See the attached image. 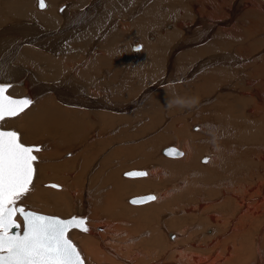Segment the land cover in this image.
<instances>
[{
  "label": "bare ground",
  "instance_id": "obj_1",
  "mask_svg": "<svg viewBox=\"0 0 264 264\" xmlns=\"http://www.w3.org/2000/svg\"><path fill=\"white\" fill-rule=\"evenodd\" d=\"M66 1L68 4L66 3L64 11L61 12V14L57 13V7L62 2ZM228 1L231 2L232 0H226V2ZM234 1L237 3L236 0ZM46 2L47 7L44 10H39L37 8L35 9L37 0H0V85H11L6 91L7 95L26 98L31 101L24 111L21 112V117L19 115L17 116L21 120L19 121L18 119L17 121L19 122L15 124V127H17L15 129L23 131V135L20 133L22 135L21 140L26 141L27 145H29L28 142L31 141L33 143L43 140H49L47 143H50L51 140L55 141L53 143H56L57 146H53L54 149L51 153L44 154V152L42 154L45 158L55 157L64 149H69L79 144H81V147L78 151L74 149L72 155L69 156L71 153L65 155L64 157L69 156L65 159V162L52 166L51 168L49 167L50 170L48 169V174L42 169L45 164L44 166L42 165V167L40 166L41 158L44 159V157H41L39 152H35L34 154L37 155L38 160L34 164V180L30 192L26 195L27 197H24L21 201L27 200V204H29V202L36 203L38 200L39 202L40 200H44L43 208H50L52 214L55 212L58 216L64 218L72 215L73 212H75L76 215L82 214L86 216L85 224L88 226L90 225L87 222L91 219V216L92 218H94L93 216H102L105 218L108 226H105L102 232L97 233L95 231L91 234L87 233L86 236L89 235L88 238L84 235L85 232L83 233L79 229H72L68 234L69 238L75 242L74 244L81 252L85 264H205L215 257L216 259L212 260L211 264H215L219 258L229 259L225 264H236L248 262L249 260L247 264H264V255L260 252L259 245H256L255 241L251 244V246H254L253 249L256 248L255 254L253 255H241L243 253L239 252L240 247L237 249L234 248V245V247L231 248L230 244L224 241L227 244L226 248L223 249L226 250V253H223L224 255L221 253L220 255H216L217 252H213L211 256L204 259L194 257V254L197 252L196 249H198V252L201 251L197 246L204 249L220 242L219 240H221L220 238H224L225 232L232 228L233 232L241 233L245 224L247 225V221L251 222L248 225V229L253 228L255 226L254 223L259 221V223L256 224L259 226L258 228L256 226L255 232H258L259 227L264 225V114L261 115L260 113L262 109V112H264V105H262L264 103V95L262 97L257 92V90H262V87H259L258 84L264 81V61L261 62L264 53L262 56L258 53L254 54V56L252 55L253 57L251 56V54L259 48V51L264 52V45L261 42L262 40L258 39L257 41L253 40L252 43L250 40L241 42V38H244L243 34L233 28V26L230 29L226 28L230 26L232 22L225 27L224 25L222 26L216 23V17H219L217 13L225 11L228 13L229 18L234 19L237 13H240L238 11L241 9L240 11H243L241 12L243 19L240 21L247 25L248 20H251L252 24L250 27L252 29L254 24H264V4L259 1L260 5L257 4V2L254 4L258 6H254L253 2L249 1L252 3V6L249 5L247 9V7L245 8L246 4H242L241 6L240 1V6L233 2V4L223 7L222 0L221 2L219 0H152L150 3H148L147 0H136V2L140 4L137 5V12L144 7L146 2L149 4L148 6L145 5L141 16L132 18L129 24L121 28H118V25L115 27L112 25V28L114 27V29H116L106 34L105 41H102L103 44L100 46L102 51L97 53L96 56H86L85 60L81 62L82 56L80 55V51L82 52L87 43V46H89V43L91 44V41L99 36L98 34L103 27L105 26L106 28V25H109V20L121 16L119 11L124 8H122L121 5L129 6V4L134 1L47 0ZM162 4L166 5V10H168L171 15V12H174L175 16L171 21V23L173 22L172 27L168 26L170 29L167 30L160 29V27H163L160 25L161 21L170 17H168L167 13L165 16L164 14L158 15V6ZM249 7L251 10H249ZM260 7H262V13ZM131 8L133 7L131 6ZM61 9L62 8H60L59 11H61ZM159 10L160 13H162L161 9ZM178 11L180 12L179 15H177ZM244 14L248 15L250 19H247ZM201 15L212 18V22L209 20L208 22L205 18L202 19ZM191 20H193V22ZM120 21L122 20L120 19ZM193 24H197L198 27L193 28ZM225 24L228 23L226 22ZM158 25H160L159 28ZM217 25L219 26L217 27ZM220 26L222 27L219 28ZM149 29H156L164 33L159 34L157 37L155 36L156 39L154 41L151 42L150 39V42H146V37L144 36ZM82 31L84 34H82ZM246 33L248 35V32ZM260 33L256 35V38L260 37L262 39L264 36L262 33H264V31ZM152 35L154 34L152 33ZM241 35L243 36L241 37ZM98 38L96 40H99ZM132 39L142 41L144 46L141 53L130 55V57L128 56L127 47L131 44V42L129 43L128 41ZM236 41L239 45L241 42L242 46H244V51L242 50L244 55L243 53L240 54L241 51L238 50L240 58L243 56L241 59L242 62L244 59H250L246 57H252L249 63L245 64L244 62L246 61L243 62L244 64L239 63L238 57H234L232 54V51H235V49H233L235 47L233 42ZM248 41H250L249 43L251 46L248 45ZM244 42L246 44H244ZM93 43L95 42L93 41ZM256 45L259 46L256 48ZM239 47H241V45ZM95 49L98 50V48ZM64 51H66V53ZM167 52H169L168 60H166L164 64V58L165 54H168ZM172 61L174 62L173 64ZM131 63H136V69L133 71L128 70V73L122 66H130L129 64ZM248 64L250 71L248 74H245L249 76V78L245 76L240 77L241 71H248L249 67L245 66ZM138 65H144V70L140 71L141 73L137 75V72L140 70L136 72ZM172 65L174 66L173 70L176 74H172L171 72L170 67ZM244 66L246 69L242 68ZM138 67L140 68V66ZM122 70H124V74H122ZM164 71L165 74L163 75ZM109 73L111 74L110 76L108 75ZM117 73L122 76H128L126 78L130 80L122 77V80L120 79L118 81L117 86L115 84L112 87L111 82L114 81L116 76H120L119 74L118 76ZM242 73L244 74V72ZM103 74H105L106 77H103ZM250 76H259L260 80L258 79V83H256V81L252 83L254 79L250 80ZM153 80L157 82L154 85L151 83L152 86L148 87L147 84ZM169 81H181L182 84L185 83V89L181 85V88H183L182 90L179 84V87L173 85L162 87V85L168 84ZM228 82L229 84H227ZM222 83L228 86L225 85V87L219 89V91L217 90L218 93H220L217 94L215 89H218V86ZM22 84L23 86H21ZM239 84H241V86L237 87ZM145 85L147 88L142 90ZM157 86H159L158 89H155V92L153 91L154 93L151 92L153 94L144 100V102L142 101V105L139 106L142 110H148L151 113L152 119L149 121L151 125L152 123L154 124V120H157L159 117L161 109L169 107L171 108L170 114H173L179 110L181 111L183 106L201 99L200 97L204 98L205 96L204 99H208L206 95L215 91L214 94L216 93L218 98L216 97V100H214L210 106L207 104L210 108L204 104L205 107L203 111L208 112V115L206 114L207 116L202 117L207 120L210 119L208 122L209 124L202 122V119V121H200L202 126L199 124L200 131L197 134L196 132L191 135L188 134V139L186 137V131L184 132L185 128L182 127L183 124H178L176 128L174 126L171 133L166 130L167 128L170 129L168 126L173 125L174 121L182 122V119H184L174 116V121H171L167 127L161 129V131L163 130L164 132L156 134L146 140L147 137L145 141L140 142L134 147L132 146L130 150H127V147V149H116L117 144L115 146V150H118L117 154L110 147L109 150L113 151H106L107 155L104 153L105 156L102 152L108 149L107 144H113L117 139H119L120 143L122 139L127 140L129 138V134L124 130V133L119 129L118 131L117 128L121 127L119 125H122V123H129L135 118L134 114L136 110L132 111L131 109L141 100L142 97L139 96L146 95ZM236 87L238 89L242 87V91L249 96L246 97V95L244 97L242 94L244 98H239L236 97L239 91L238 93L234 92V98L229 99L232 101L227 102V94H224L223 91L229 89L230 94L232 93L231 88ZM111 89L113 93L110 91ZM206 102L208 103V100H206ZM192 106L191 108L194 107ZM206 107H208V110ZM199 109L197 108L196 113ZM257 116L258 118L261 116V118L258 120ZM196 120L199 121V118ZM196 120L194 121L195 123ZM210 121L213 123L211 124ZM157 122L159 121H156V123ZM148 125L142 127L145 128L148 127ZM12 126H14L12 119H7L3 125L5 129H11ZM198 127V125H193L192 128L197 129ZM147 129V131H149V128ZM113 131L118 132L112 134ZM138 131V133L141 132L140 130ZM154 131L155 130H153V132ZM202 131L204 133L200 134ZM88 133L91 139H87L88 141H86ZM96 133H103V135L105 134L104 136L110 135L111 137L108 136V138L102 139L99 135L96 137ZM183 133H185V135ZM136 135L138 134L136 133ZM202 135H205V138L199 140L198 137ZM132 136L135 137L134 134L130 135L131 138H133ZM101 137L103 136L101 135ZM219 137L221 138L220 142L218 140ZM195 138L197 141H195ZM172 140L181 144L184 150H182L183 154L182 151L177 149L174 145H168L162 148L161 153L165 156L174 158H179L182 154L183 156H181V159H167V157L159 159L154 157V154L158 152V148L161 147L160 145H164ZM84 141L85 143L83 144ZM232 143L235 144V149ZM209 144L212 147L208 146ZM49 146L51 147V145ZM167 147L171 148L176 153L174 155L163 153V149ZM219 147H223L222 151H225L223 154L221 151L222 155L218 152L220 149ZM208 148L216 149V153L221 155L220 160H217L218 157L216 158L212 154H209V158H207L206 155L202 157L201 155L208 151ZM70 150L72 151V149ZM40 152L43 151L40 150ZM100 153H102L101 157L98 162L96 161L100 170L93 173L91 172L93 169H91V167L93 164L95 165L96 162L94 160L97 159ZM62 154L63 153H61V156ZM111 155L123 157V160H127L126 163H128L129 166L118 167L117 165L121 164L120 159V161H118L119 164H116L117 167L114 165L115 167L113 170L104 171V174L100 175L101 178L98 180L99 172L101 173L106 168L113 167V163L111 164V162H113L111 161L113 156L111 157ZM138 155H141V158H138ZM199 156L202 157V162L208 161L207 167L198 165L197 159ZM115 159L116 157L114 160ZM116 161H114V163H116ZM153 161H156L154 163L156 164L155 172L157 171V173L151 170V175L147 177L146 175L149 170L137 169L142 167L146 168V166L152 164L151 162ZM46 164L48 163L46 162ZM130 167L132 170H140L146 173L144 176L147 178L143 176L144 178L141 179L139 178L142 177L140 175L126 176L132 178V181L131 179L129 181H124L118 174L120 171L123 173L124 169ZM148 167L150 168V166ZM163 169L167 171L165 172L168 173L166 174L167 176L162 174ZM71 171H73L72 174L65 175V177L62 176L63 172L64 174H68ZM160 173L165 177H162ZM134 177H138V179L135 180ZM46 179L53 180L52 182L56 180L62 183L64 190L60 189L59 192L58 190L47 188L44 191H40L38 183L40 181H42L41 183H45L44 181ZM84 179L86 180L85 182ZM97 180L101 182L100 188L104 185H108L109 188L99 194L97 198L98 203L94 201V194L90 187L92 185L94 186L98 182ZM182 181L188 182V185L184 189L182 187ZM205 183L206 186L207 183H212V185L208 186H210V189L211 187L214 189L207 191ZM84 184H86L87 191L83 190ZM171 187L175 188L174 190H176L177 194L175 193L176 195L172 197L163 198V196L165 197L167 194L170 195L169 191ZM167 188H169L168 192L166 190ZM101 191H98V188L95 187V192ZM144 191H154L160 196L166 193L161 196V198L158 197L157 194L156 200L154 201L131 203V205L144 204L143 206H138L137 209L133 208L135 206L132 207L134 209L133 211H135V216L139 219L136 220L135 217L132 218V208L129 207V209H131L128 213V208H126L125 211L122 207V204L124 205L122 202L124 197L130 199V195L142 194L141 192L144 193ZM81 192L84 194V199L86 200L88 198L87 200L91 204V216L87 212L86 201H81L83 198L82 196L80 199V195H83ZM205 195L211 199H215V205L219 202H224L225 206H221L222 208H220L222 212L218 210L219 213H212L211 211L215 209V207H213L210 202L202 207L203 204L207 203L205 202ZM131 198H133V196H131ZM129 199H127L128 202ZM42 202L39 204L41 205ZM148 202L151 203L148 204ZM145 203L148 205L146 204L147 206H145ZM177 203L180 204L179 207L183 211V216L181 215L180 218L181 220H179L178 217L176 218V215L181 214L179 213L180 210H178V214L174 213ZM191 208L194 210H191ZM32 210H35L34 207ZM167 210H172V214L175 216L168 218L165 220L166 222L161 220V218L157 221L158 216H161L163 219L168 215L164 213L161 215L163 211ZM43 211L45 212V210ZM46 212L50 213L49 209ZM192 212L194 214H192ZM87 214L90 217H88ZM219 214H221V216L223 215V217L219 216ZM231 216L233 217L231 223H236L237 225L232 226V224H229L230 222H223V224L219 225L222 218L227 222ZM16 219L18 223L22 222L18 216ZM122 219H130L131 227L128 229V235L126 234L127 236H124L125 239L122 238L114 242V239H116L114 235L120 230V227L116 225L115 222H120ZM224 219L222 220L224 221ZM252 219L256 221H252ZM195 222L205 227H207L206 225L214 224L215 227L211 234L207 233V237L201 238L200 234L198 235L195 231H192L186 238H181L182 236L179 237L178 235V237L175 236L176 239L174 241H167L163 238L164 235H161V238L164 240L161 241V243L157 241L158 237H160L159 231L166 233L169 230L172 231L175 229L183 234L184 232H189L192 229L191 226L194 227L193 224H195ZM96 223L92 225L94 226ZM117 226L119 228H117ZM144 229H148L146 234L142 232ZM90 230L91 228H89L88 231ZM219 231H222L221 237L217 235ZM229 232L228 235L230 234ZM148 233L149 235H147ZM258 235L259 234L254 237V240L257 239L256 243H261L258 242ZM196 236L199 238L197 239ZM248 236L245 229L241 233L240 238H238L239 234L237 235L234 241L235 244L239 245L242 243L243 245V243H249L250 241L245 239L248 238ZM178 243L184 244L185 250L189 252L185 250V253L180 252L178 248L180 245ZM195 245L197 246L194 247ZM107 246L110 247L109 250H107ZM105 247L107 248L105 249ZM244 252L246 253V250ZM252 253H254L253 250ZM166 256L167 260L170 262H165V260L162 262L160 260ZM196 256L198 255L196 254Z\"/></svg>",
  "mask_w": 264,
  "mask_h": 264
},
{
  "label": "rangeland",
  "instance_id": "obj_2",
  "mask_svg": "<svg viewBox=\"0 0 264 264\" xmlns=\"http://www.w3.org/2000/svg\"><path fill=\"white\" fill-rule=\"evenodd\" d=\"M47 1V0H46ZM132 1H134V2H131V4H129V6H123V5H121L122 6V8L123 9H120V11H119V13L121 14V18L118 16V17H115V18H113V19H111V20H109L108 21V23H109V25L107 24L106 25V28H105V26L103 27V29L100 31V33L98 34L99 36H97V38L99 39V40H96L97 38H95V39H93V41L95 42V43H93V41H91V44L89 43V46H87L88 45V43H87V41H86V43H87V45H86V47L83 49V55H82V52L80 51V55L82 56V59L80 60L81 62L82 61H84L85 60V58H86V56H96L97 55V53H100L101 51H102V49H101V45L103 44V42L105 41V36H106V34L108 33V32H111L112 30H115L114 29V27L115 26H117L118 28H121L122 26L124 27L125 25H127V24H129V22L130 21H132V18H134V17H136V16H141V13H142V11H143V9H144V7H145V5H149V4H147V2L148 3H150V2H152V0H150V1H148L147 0V2H146V4L144 5V7L143 8H141V10H139L138 12H137V5L139 4V2H136V0H132ZM140 1V0H139ZM220 2H221V0H219ZM237 1V3L234 1V0H232L231 2L230 1H228V2H226V0L224 1V0H222V2H223V7L224 6H229L230 4H233V2L234 3H236L238 6H240L239 5V1H240V4H241V6H242V4H246L245 5V8L247 7V9H248V6L249 5H251L252 3L251 2H249V1H252L253 2V4L254 3H257V4H259L260 5V3H259V1H261L262 2V4H264L263 3V0H248V1H246L245 0V2H244V0H236ZM243 1V2H242ZM256 1V2H255ZM136 2V3H135ZM242 2V3H241ZM63 3V4H62ZM58 7H57V13H60L61 14V12H63L64 11V9H65V7H66V3L68 4V2L66 1V2H62ZM160 3V2H159ZM219 3V2H218ZM46 4H47V2H46ZM257 4H254V6L255 5H257ZM36 5V4H35ZM140 5V4H139ZM160 5V4H159ZM37 6V5H36ZM35 6V9L37 8V9H39V7L37 6L36 7ZM131 6L133 7V8H131ZM252 6V5H251ZM250 6V7H251ZM258 6V5H257ZM256 6V7H257ZM128 7V8H127ZM163 7V8H162ZM165 7V8H164ZM249 7V10H251V8ZM59 8H62L61 9V11H59ZM135 8V9H134ZM158 8L159 9H161V12L162 13H160V10L158 9V15H162V14H164V16L166 15V13H167V15H168V17L169 18H166V20H163V21H161V23H160V25L161 26H163V27H160V25H158V28L160 27V29L161 30H164V29H170L168 26H170V27H172V23H171V21H172V19L173 18H175V16H174V12H171L172 13V15L168 12V10H166L167 9V7H166V5L165 4H162L161 6H158ZM261 9V13H262V7H260ZM125 9V10H124ZM129 9V10H128ZM164 9V10H163ZM223 9V8H222ZM39 10H41V9H39ZM125 12H124V11ZM134 10V11H133ZM241 10V9H240ZM238 11V12H240V13H237V15L235 16V18H236V22H235V18L234 19H232V18H229V15H228V13H226L225 11H221L222 13H217V15H219V17H216V23H218L219 25H224V27L226 26V25H229L231 22V25L230 26H228V27H226V28H228V29H230L232 26H233V28H235V29H237L241 34H243L244 35V38H241L243 35H241V37H239V38H241L242 40H241V42L242 41H247V40H250L251 41V43L253 42V40L254 41H257V39L258 40H262L261 42H262V44L264 45V36L262 37V39L260 38V37H257L256 38V35L257 34H259L260 32H263L264 31V24H257V25H253V27H252V29H251V27H250V25L252 24V21L250 20H248V24L246 25V24H244V23H242L241 21H242V17L243 16H241V12H243V11ZM243 10V9H242ZM263 10H264V8H263ZM122 11H123V13H122ZM130 11V12H129ZM135 13H133V12ZM165 11V12H164ZM188 11H189V9H188ZM220 11H216V12H220ZM164 12V13H163ZM138 13V14H137ZM223 13H225V14H223ZM124 14V15H123ZM180 14V12L178 11L177 12V15H179ZM223 14V15H222ZM127 15V16H126ZM175 15H176V13H175ZM176 15V16H177ZM245 15V17H247V19L249 18V16L248 15H246V14H244ZM174 16V17H173ZM227 16V17H226ZM223 17V18H222ZM225 17H226V19H225ZM240 17V18H239ZM201 18L202 19H204L205 18V20H209L210 22H212V18H209V17H206L205 15L204 16H202L201 15ZM218 18H219V20H218ZM238 18V19H237ZM120 19L122 20V21H120ZM131 19V20H130ZM195 19H196V17H195ZM231 19V20H230ZM250 19V18H249ZM115 22H114V21ZM127 20V21H126ZM169 21V23H168V21ZM241 20V21H240ZM112 21V22H111ZM125 21V22H124ZM189 21V20H188ZM187 21V22H188ZM192 22H193V20H191ZM208 21V22H209ZM217 21H219V22H217ZM223 23H222V22ZM229 21V22H228ZM118 22V23H117ZM122 22V23H121ZM164 24H163V23ZM166 22V23H165ZM190 22V21H189ZM228 23V24H225V23ZM120 23H121V25H120ZM190 24H192V23H190ZM189 24V25H190ZM233 24H235V25H233ZM112 25L114 26L113 28H112ZM165 25V26H164ZM219 25H217V27L219 26ZM239 25V26H238ZM242 25H243V27H242ZM222 26H220L219 28H221ZM248 26V27H247ZM260 26V27H259ZM110 27V28H109ZM166 27V28H165ZM193 28H197L198 26H197V24L196 25H194L193 24V26H192ZM242 27V28H241ZM245 27H246V30H245ZM256 27V28H255ZM117 28V29H118ZM240 28V29H239ZM248 28V29H247ZM260 28V29H259ZM262 28V29H261ZM214 29H216V28H214ZM109 30V31H108ZM154 30H156V29H149V30H147L146 32L147 33H145V36L144 37H146L145 38V40H146V42H150V39H151V42L152 41H154L156 38H155V36L157 37L159 34H162V33H164L163 31H158V30H156V31H154ZM245 30V31H244ZM249 30V31H248ZM260 32H259V31ZM86 31V30H85ZM152 31V32H151ZM214 32H216V31H214ZM246 32H248V35H247V33ZM253 32V33H252ZM256 32V33H255ZM152 33L154 34V35H152ZM81 34V33H80ZM82 34H84L83 33V31H82ZM147 34V35H146ZM157 34V35H156ZM261 34V33H260ZM263 35H264V33H262ZM100 35H102V36H100ZM247 38H246V37ZM254 38V39H253ZM82 39H85V38H82ZM101 39V40H100ZM104 39V40H103ZM149 39V40H148ZM246 39V40H245ZM252 39V40H251ZM96 40V41H95ZM103 41V42H102ZM250 41H248L247 43H249ZM101 42V43H100ZM129 43L131 42V44H129L128 45V56H130V55H134V54H139V53H141V51L143 50V46H144V44H143V42L142 41H139V40H130V41H128ZM240 42V45H241V47H239L240 45H239V43L236 41V42H233V44L235 45V47L233 48V49H235V51H232L231 53L234 55V57H238V59H239V63H241V64H247V63H249L250 62V59L254 56V54H256V53H258L260 56H262L263 55V53L264 52H261V51H259V49H257L256 51H252V52H250V53H252L251 54V56L252 57H246V58H250L249 60L248 59H244L243 60V62L244 61H246V62H242V58H243V56H241V58H240V55H239V52H238V50L239 51H241L240 52V54H242L243 53V51H244V46H242V43ZM69 43V42H68ZM98 43V44H97ZM142 43V44H141ZM92 44H94V45H92ZM232 44V45H233ZM244 44H246L245 42H244ZM97 45V46H96ZM133 45H138V49H133L132 48V46ZM231 45V46H232ZM239 45V46H238ZM248 45H250V43L248 44ZM230 46V47H231ZM238 46V47H237ZM251 46V45H250ZM259 46V45H258ZM257 45H256V48L258 47ZM89 49H88V48ZM98 48V50L97 49H95V48ZM130 47V48H129ZM238 48V49H237ZM239 48H241V49H239ZM82 50V49H81ZM131 50V51H130ZM140 50V51H139ZM243 50V51H242ZM246 50V49H245ZM136 51V52H135ZM65 53H66V51H64ZM134 52V53H133ZM86 53V54H85ZM87 53H90V54H87ZM168 54H165V62H164V64L166 63V60H168L167 58H168V55H169V52H167ZM262 53V54H261ZM243 55H244V53H243ZM258 55V56H259ZM85 56V57H84ZM131 57V56H130ZM245 58V57H244ZM264 61V57L262 58V60H261V62H263ZM174 62L172 61V64H173ZM252 63L255 65V63L252 61ZM264 63V62H263ZM130 66H127V65H123L122 66V68H124L126 71H128V70H130V71H133V70H135L136 69V63L135 64H133V63H131V64H129ZM132 65H133V67H132ZM128 67V69H127V67ZM138 66H140V68L138 67ZM137 66V70H136V72H137V75L139 74V73H141L140 71H143L144 70V65H138ZM245 66H247V67H249V64L248 65H245ZM245 66L244 67H242V68H245ZM132 67V68H131ZM142 67V68H141ZM134 68V69H133ZM171 72H172V74L174 73V74H176V72L173 70L174 69V66L172 65L171 67ZM142 69V70H141ZM246 69V68H245ZM250 71V67L248 68V71L247 70H245V71H241V74H240V77L242 76H245V77H248L249 78V76H247L245 73H247L248 74V72ZM122 74H124V70H122ZM170 72V73H171ZM242 72H244V74L242 73ZM128 73H129V71H128ZM128 73H126V74H128ZM119 73H117V75H118ZM165 74V71L163 72V75ZM243 74V75H242ZM109 76L111 75L110 73L108 74ZM120 75V76H119ZM118 76L119 77H117L116 76V78L114 79V81L113 82H111V84H112V87H113V85H115L116 84V86H117V83H118V81L121 79L122 80V77H125V79H129V78H126V77H128V76H125V75H121V74H119ZM103 77H106V75L105 74H103L102 75ZM238 77V76H237ZM256 77V78H255ZM112 78V77H111ZM250 80H252V79H254L253 81H252V83H255V81H256V83H258V81L260 80V77L258 76H250ZM100 79H102V78H100ZM124 79V78H123ZM156 79V78H155ZM159 79V78H158ZM158 79H157V81H158ZM259 79V80H258ZM130 80V79H129ZM117 81V82H116ZM157 81H155V80H153L152 82H150V83H148L147 84V86L149 87V86H152L151 85V83H153V85L157 82ZM181 81H169L168 82V84L166 83V84H164V85H162V87H164V86H168V85H170V86H176V87H179V85H180V88H181V85H182V87L185 89V86H184V84L185 83H183L182 84V82L180 83ZM264 82V81H263ZM260 83V84H258L259 85V87H262V90H257V92L263 97V95H264V83ZM114 83V84H113ZM172 83V84H171ZM234 83H238V82H234ZM179 84V85H178ZM227 84H229V82L227 83ZM225 85L226 84H220L219 86H218V89L216 88L215 89V91H219V89H221V88H223V87H225ZM261 85V86H260ZM263 85V86H262ZM21 86H23V84L21 85ZM147 86L145 85L144 86V88H142V90L144 89L145 90V88H147ZM226 86H228V85H226ZM241 86V84H239L237 87H240ZM158 87L159 86H157V87H155L154 89H152L150 92H148L146 95H141V96H139V97H142L141 98V100L135 105V106H133L132 107V111L133 110H136V113L134 114V121L132 120V121H130L129 123L128 122H124V123H122V125H119V126H121V127H119V128H117V130L119 129V130H121L122 132H123V130L127 133V134H129L128 135V139L127 140H124V139H120L121 141H120V143H119V139H117L116 141H114L113 142V144H107L108 146H107V150H104V152H102L103 154L105 153L106 154V151H110L109 149H110V147H111V149H113L114 151H115V153L117 154V151L115 150V146L118 144L119 145V147H118V145L116 146V149H120V148H126L127 150H130V148H132V146L134 147L135 145H138L140 142H143V141H145V139L146 140H148L150 137H153V136H155L156 134H159V133H161V132H164L163 130L161 131V129H163L164 127H167V125L168 124H170L171 123V121H174V119H175V117L176 118H178V117H181V118H184V119H182V122L180 123V122H178V121H174L173 122V125H170V126H168V127H170V129L169 128H167L166 130L169 132V133H171L172 132V130L174 129V126H175V128L178 126V124L180 125V124H183V128H185L184 129V132L186 131V137L189 139V135H191V134H194L195 132H196V134L200 131L199 130V128H200V125L202 124L200 121H202V119H203V121L202 122H205V123H208L209 122V120H207L206 118H203L202 116H207L208 115V112H204L203 110H204V107H205V105H209L210 106V104H212L213 103V101L214 100H216L215 98L217 97V95H216V93L217 94H220V93H218V91L214 94V92L215 91H213L212 93H210V94H208V95H206V98H208V99H204L205 98V96H204V98L203 97H200L201 99H199V100H196L194 103H191V104H188V105H185V106H183V108H182V110L180 111H177L176 113H173V114H170V111H171V108H169V107H166V108H163V109H161V113H159L160 115H159V117L157 118V120H154L155 122H154V124L152 123V125L150 124V122L149 121H151L150 119H152V116L150 115L151 113L148 111V110H142L139 106H141L142 105V103L144 102V100H146L151 94H153L154 92H155V89L157 90L158 89ZM236 87V88H237ZM255 87L257 88V86H256V84H255ZM183 88H181L182 90H183ZM236 88H231L232 89V93H230L231 94V96H230V94H229V89H227V91L226 90H224L223 91V93L225 94H227L226 95V99H227V102L228 101H232V100H229V99H232V98H234L233 96V94H235V93H238V91H239V93L237 94V96L236 97H239V98H244L247 94L246 93H244V91H242L243 89H242V87L240 88V89H236ZM234 89V90H233ZM236 90V91H235ZM241 90V91H240ZM112 93H113V90L111 89L110 90ZM154 91V92H153ZM110 92V93H111ZM151 92H153V93H151ZM228 92V93H227ZM235 92V93H234ZM223 93H221V94H223ZM241 93V94H240ZM211 94H213V95H211ZM242 94H243V96H242ZM239 95H241V96H239ZM210 96H211V98H210ZM221 96V95H220ZM222 96H225V95H222ZM249 95H247L246 97H248ZM229 97V98H228ZM210 98V99H209ZM218 98V97H217ZM204 99V100H203ZM202 100V101H201ZM206 100H208V103L206 102ZM235 100V99H234ZM143 101V102H142ZM142 102V103H141ZM236 102V101H235ZM197 104V106H196V104ZM195 104V105H194ZM201 104V105H200ZM205 104V105H204ZM228 104V103H227ZM194 107H193V106ZM200 105V106H199ZM203 105V106H202ZM207 105V106H208ZM262 105H264V103L262 104ZM139 108H138V107ZM191 106L194 108H191ZM199 109V107H200V109L198 110V114L196 113V110H197V108ZM208 106V107H209ZM135 107V108H134ZM190 107V108H189ZM201 107H202V109H201ZM208 107H206L207 108V110H208ZM136 108H138V109H136ZM210 108V107H209ZM248 109H250V108H248ZM130 110V111H131ZM195 110V111H194ZM201 110V111H200ZM144 111H145V113H144ZM263 111V109L260 111V113H261V115H263L264 114V112H262ZM122 112V111H121ZM123 112H125V111H123ZM128 112V111H127ZM195 112V113H194ZM201 112H203V113H201ZM139 113V114H138ZM169 113V114H168ZM247 113V112H246ZM245 113V114H246ZM121 114V113H120ZM143 116V118H142V116ZM144 114V115H143ZM207 114V115H206ZM21 113L19 114V116L21 117ZM172 115V116H171ZM139 116H141V117H139ZM150 118H149V117ZM166 116V117H165ZM175 116V117H174ZM260 118H261V116H259ZM16 118V119H15ZM15 118H11L12 120H13V123H14V126H12L11 127V129L12 130H15L16 132H18L19 134L21 133H23V131H18V129H15V128H17V127H15L16 125L15 124H17L21 119L19 118V117H15ZM149 118V119H148ZM163 118V119H162ZM199 118V121L198 120H196V119H198ZM257 118H258V116H257ZM260 118H258V120L260 119ZM19 119V121H17ZM173 119V120H172ZM196 120V123L194 122ZM257 120V119H256ZM137 121V122H136ZM156 121H159V122H157L156 123ZM168 121V122H167ZM184 121V122H183ZM176 122V123H175ZM194 124H193V123ZM199 122V123H198ZM143 123V124H142ZM150 124V125H148V124ZM159 123V124H158ZM192 123V124H191ZM210 123L212 124L213 122H211L210 121ZM256 123H258V122H256ZM124 124V125H123ZM145 124V125H144ZM148 125V127H145V128H143L144 126H147ZM157 124V125H156ZM200 124V125H199ZM209 124V123H208ZM191 127H190V126ZM193 125H198L199 127L197 128V129H193L192 127H193ZM127 126H128V128H127ZM143 126V127H142ZM150 126V127H149ZM188 126V127H187ZM202 126V125H201ZM155 127V128H154ZM135 128V129H134ZM147 128H149V131H147L148 129ZM153 128V129H152ZM173 128V129H172ZM188 128V129H187ZM129 129V130H128ZM152 129V130H151ZM118 130V131H119ZM138 130H140L141 132L140 133H138L139 131ZM153 130H155L154 132H153ZM117 131V132H118ZM129 131V132H128ZM144 131V132H143ZM147 131V132H146ZM152 131V132H151ZM116 131H113L112 132V134L113 133H115ZM116 132V133H117ZM133 132H136L138 135H136V133H133ZM218 132H219V130H218ZM124 133V132H123ZM147 133V134H146ZM204 132L202 131L200 134H203ZM20 134V138L22 137V135L24 134H22L21 135ZM97 134V133H96ZM133 135L134 134V136L135 137H133V138H131L130 137V135ZM139 134H142V135H139ZM184 135H185V133H183ZM189 134V135H188ZM89 133H88V137L86 138V141H88V140H90L91 139V137H89ZM98 135L100 136V138H102V139H106V138H108V136L109 137H111L110 135H108V136H104L103 135V133L102 134H97V136L96 137H98ZM101 135L103 136V137H101ZM119 136V135H118ZM117 136V137H118ZM137 136V137H136ZM140 136V137H139ZM221 136H223V135H221ZM220 136V137H221ZM201 137V138H200ZM219 137V142H220V140H221V138ZM131 138V139H130ZM199 138V140H202V139H204L205 138V135H202V136H199L198 137ZM88 139V140H87ZM124 140V141H123ZM142 140V141H141ZM128 141V142H127ZM195 141H197V139L195 138ZM21 142L22 143H24L25 145H27V142L26 141H23V140H21ZM35 142H36V144H35ZM34 143L31 141V142H28V144L29 145H33V146H36L37 144L39 145L38 147L39 148H41V151H43V152H40L39 151V153H40V155H41V157L43 156L42 154L44 153V154H50L51 153V151L54 149V147L53 146H57L56 145V143L54 144L53 142H55V141H53V140H51V144L50 143H47V142H49V140H43V141H35ZM46 142V143H45ZM30 143H32V144H30ZM44 143V144H43ZM85 143V141L83 142V144ZM116 143V144H115ZM176 141H174V140H172V141H169V142H167L166 144H164V145H160L161 147L160 148H158V152L156 153V154H154V157H156V158H159V159H162V158H166L167 157V159L168 158H171V159H181L182 157L181 156H183V155H181V156H179V158H174V157H168V156H165V155H163L162 153H161V149L162 148H164V147H166V146H168V145H174L175 147H177V149H179V150H183V147L181 146V144H178L177 143V145H176ZM195 143V142H194ZM205 143V142H204ZM46 144V145H45ZM54 144V145H53ZM133 144V145H132ZM233 144V146H234V149H235V144L234 143H232ZM45 145V146H44ZM49 145H51V147L49 146ZM81 144H79L78 146H75V147H71V148H69V149H64L61 153H63L62 154V156H61V153L59 152V155L57 154L55 157H46L45 158V156H43L44 157V159L43 158H41V162H40V166L42 167V165L44 166V164H45V166H44V168L42 167V169H44L43 171L46 173V174H48L49 173V171H48V169L50 170V168L52 167V166H56V165H58V164H61V163H63V162H65V159L67 158V157H69L70 155H72V153H73V151H74V149L76 150V151H78V150H80V146ZM208 146H211L210 144L208 145ZM215 146V145H214ZM222 146V145H221ZM227 146H228V144H227ZM48 147V148H47ZM212 147V146H211ZM46 148V149H45ZM214 148V147H213ZM220 148V147H219ZM70 149H72V151L70 150ZM70 150V151H69ZM113 150H111V151H113ZM121 150V149H120ZM223 150V147L222 148H220L219 150H218V152L221 154V151ZM65 151H67V152H65ZM110 151V152H111ZM184 151V150H183ZM183 151H182V154H183ZM213 151H215V152H213ZM71 153V154H69V153ZM146 152H147V149H146ZM209 152V153H208ZM225 151H222V154L224 153ZM66 153H68L69 154V156H66V157H64L65 155H66ZM102 153H100L99 154V156H97V159H95L94 161L96 162H98L99 161V159H100V157H101V154ZM107 153H109V152H107ZM214 153V154H213ZM219 153L217 154L216 153V149L214 150V149H209L208 148V151H206V152H204L201 156L203 157L204 155H206L207 156V158H209L210 157V155L209 154H212L214 157H218L217 158V160H220V157H221V155H219ZM77 154V153H76ZM104 154V155H105ZM107 155V154H106ZM105 155V156H106ZM157 155V156H156ZM113 155H111V157H112ZM201 156H199V158L197 159V163H198V165H200V166H204V167H207L208 166V161H206V162H202L201 161ZM103 157V156H102ZM110 157V158H111ZM116 157V159L114 160V158ZM60 158V159H59ZM138 158H141V155H138ZM56 159V160H55ZM119 159V160H118ZM120 159H121V164L120 165H117L118 167L119 166H129L128 165V163H126L127 162V160H123V157H121V156H116V155H114L113 156V159H111V161H113V162H111V164L113 165V167H111V168H104L105 170H103V172H99L98 173V176H99V179L98 180H100V178H101V176L100 175H102V174H104V171H109V170H113V168L116 166V164H119L118 163V161H120ZM51 160V161H50ZM117 160V161H116ZM123 160V161H122ZM209 160V159H208ZM216 160V159H215ZM114 161H116V163H114ZM46 162L48 163V164H46ZM97 162L95 163V165L93 164L92 165V167H91V172H97L98 170H100V167L98 166V164H97ZM154 162H156V161H153V162H151L152 164H150V165H148V166H150V168L148 167V166H146V168H144V167H142V168H137V169H140V170H149L148 171V174L146 175L147 177H149L150 175H151V170H153L154 171V173H157V171L155 172V166H156V164L154 163ZM94 163V162H93ZM97 164V165H96ZM130 164V163H129ZM154 164V165H153ZM50 165V166H49ZM111 165V166H112ZM115 165V166H114ZM47 166H48V168H47ZM98 166V167H97ZM116 166V167H117ZM50 167V168H49ZM95 167V168H94ZM99 168V169H98ZM144 168V169H143ZM133 169H136V168H133ZM95 170V171H94ZM129 170H132L131 169V167L130 168H127V169H124L123 171L125 172V171H129ZM152 171V172H153ZM122 171H120L119 172V176H120V178L121 179H123L124 181H129L130 179H131V181H132V178H128V177H126V176H124L123 175V173H121ZM165 172H167L166 170H164L163 169V171H162V174L164 175L165 174V176H167L166 174H168V173H165ZM73 173V171H71V172H69L68 174H64V172H63V174H62V176L63 177H65V175H70V174H72ZM121 174V175H120ZM161 174V173H160ZM161 174V176L162 177H165V176H163ZM123 178H122V177ZM146 176H144L145 178H147ZM197 176V175H196ZM195 176V177H196ZM143 176L142 177H139V178H141V179H143L144 178ZM126 179V180H125ZM128 179V180H127ZM134 179L135 180H137L138 179V177L137 178H135L134 177ZM133 179V180H134ZM97 180V181H98ZM188 180V179H187ZM44 181V180H43ZM53 180H48V179H46L44 182L45 183H41L42 181H40L39 183H38V187H39V190L40 191H44L45 189H47V188H51V189H53V190H60V189H63V184L62 183H60V182H58V181H56V180H54V182H52ZM86 180L84 179V182H85ZM96 181V182H97ZM46 183H54V184H56V185H59L60 187L59 188H53V187H50V186H46L45 184ZM214 184V183H213ZM43 186V187H40V186ZM100 185H101V182H97L94 186L92 185V186H90L91 187V190H92V192H93V194H94V201L96 202V203H98V201H97V198H98V196H99V194L100 193H102V192H104L105 190H108L109 188H108V185H104V186H102L101 188H100ZM188 185V182H183L182 181V187H183V189L184 188H186V186ZM208 185H212V183H207V186H206V183H205V186H206V190L208 191H210L211 189H214V188H212L211 187V189H210V186H208ZM95 187H97L98 188V191L100 190H102L101 192H95ZM106 188V189H105ZM43 189V190H42ZM169 188H167L166 190H167V192L169 191L168 190ZM175 188H172L171 187V189H170V195H165V193H163L161 196H163V195H165V197L163 196V198H166V197H172V196H174V195H176L177 194V192H176V190H174ZM49 190V189H48ZM64 190V189H63ZM62 190V191H63ZM83 190H85V191H87V188H86V184H84V186H83ZM175 191V192H174ZM46 192V191H45ZM60 192V191H59ZM147 192V193H146ZM144 191V193L143 192H141L142 194H144V195H146V194H153L154 196H155V199H153L152 201H154V200H156V197H157V194L158 193H155L154 191L152 192H150V191ZM149 192V193H148ZM176 193V194H175ZM75 194H77V193H75ZM81 194H83L82 192H81ZM89 194V193H88ZM140 193H138V194H136V195H134V194H132V195H127V196H129L130 198H131V196H138ZM142 194H140V195H142ZM139 195V196H140ZM83 198H82V197ZM161 196L158 194V197H160L161 198ZM25 197H27V196H25ZM205 202H207V203H205V204H203L202 205V207H204V206H206L207 204H208V202H210V204L213 206V207H215V209H213L211 212L212 213H219V211H221L222 212V209L220 210V208H222L221 206H225V203L224 202H219L220 203V206H219V203L218 204H214V201H215V199H211L210 197H208V196H206L205 195ZM82 198V199H81ZM194 198H196V197H194ZM218 198H220V197H218ZM24 199V198H23ZM80 199H81V201L83 202V200H85L84 199V194L83 195H80ZM88 199V198H87ZM85 200L86 201V203H87V205H86V209H87V212H88V214H90V210H91V204H90V202L88 201V200ZM127 199H129L128 197H124V199H123V202L122 203H124V205L122 204V207L125 209V211H126V208H128L127 210H128V213H129V210L133 207V206H135V207H133L134 209L136 208L137 209V207L139 206H143L144 204H141V205H136V204H132L131 205V203H129L128 202V200ZM262 199V198H261ZM43 201V202H42ZM40 200V202H39V200L38 201H36V203H30L29 202V204H27V200H25V201H21V202H18V203H21V204H25V205H28V207L29 208H33L34 207V211H37V212H43V213H47L46 211H48V209H49V211H50V213L48 212L47 214H52V211L50 210V208H43V204H44V200ZM221 201V200H220ZM37 202H39V203H41L42 202V204L40 205L39 203H37ZM149 203H151V202H148V204ZM153 203V202H152ZM222 203V204H221ZM39 204V205H38ZM82 204V203H81ZM126 204V205H125ZM147 203H145V206H147L146 205ZM32 205V206H31ZM38 205V206H37ZM81 206H83V205H81ZM124 206H128V207H124ZM180 204H178L177 203V207H175V209H174V213H177L178 214V210H180V212L179 213H181L180 215H176V218L178 217V219L179 220H181L180 218H181V215H182V213H183V211L180 209ZM217 206V207H216ZM129 207H131L130 209H129ZM219 207V208H218ZM132 208V211L134 210ZM45 210V212L43 211V210ZM89 209V210H88ZM42 210V211H41ZM191 210H194L193 208H191ZM219 210V211H218ZM176 211V212H175ZM135 211H133V213H132V218H134L135 217V219L137 220L138 219V217L137 216H135V213H134ZM210 212V213H211ZM168 214L167 216H165L163 219H162V217L161 216H158V220L157 221H159L160 220V218H161V220H167L168 218H171L172 216H175L174 214H172V210H167V211H163L162 213H161V215L162 214ZM53 214H55V215H57L55 212L53 213ZM72 214H75V212H73ZM88 214H87V216H88ZM170 214V215H169ZM192 214H194L193 212H192ZM90 216H91V214H90ZM90 216H88V217H90ZM180 216V217H179ZM183 216V215H182ZM185 216V215H184ZM219 216H221V214H219ZM19 217V216H18ZM94 218H92V216H91V219H89V221L87 222L90 226H89V228H91V230L90 231H82L83 233H84V235L86 236V234L88 233V234H91L92 232L94 233L95 231L98 233V232H102L104 229H105V226L107 227L108 226V224H107V222L105 221L106 219L105 218H103L102 216H97V217H95V216H93ZM221 217H223V215L221 216ZM19 219L21 220V218L19 217ZM93 219V220H92ZM222 219H224V218H222ZM221 219V223L219 224V225H221V224H223V222H225V223H229V224H232V226H235V225H237L236 223H231L232 222V220H233V217L231 216V218H229V221H225V219H224V221ZM139 220V219H138ZM155 220V219H154ZM22 221V220H21ZM122 221H123V223H122ZM207 221H208V219H207ZM252 221H256L255 219H252ZM90 222H94V223H96L94 226L96 227H94L92 224H94V223H90ZM143 222H145V221H143ZM166 222V221H165ZM164 222V224L166 225V223ZM197 222V221H196ZM195 222V224H193V226L194 227H192L191 226V230L188 232L187 231V233L186 232H184V233H186V234H181L180 233V231L179 230H175V229H173L172 231L171 230H169V231H165L166 233H163V231H159V236L160 237H158V239H157V237H156V239H157V241H159L160 243H161V241H163L164 239H166L167 241H174L175 239H176V237H178V235H179V237H181V238H186L187 236H188V234L191 232L192 233V231L194 232L195 231V233L196 234H200L201 235V238L202 237H207V235L208 234H211L212 232H213V230H214V224H209L210 225V227H209V225H206L207 227H205V226H202V225H200V223L199 224H197ZM208 223H209V221H208ZM251 222L249 221H247V225L245 224V226L243 227V231L246 229V232L248 233V238H245V239H247V240H249L250 242V244L249 243H243V245H246V246H243L242 245V243L241 244H239V245H237V244H235V239L237 238V235L239 234V237L238 238H240V235H241V233L243 232V231H241V233L240 232H237V233H235V232H233L232 231V229L231 230H228V231H226L225 232V235H224V238H220L221 240H219L220 242H217V243H215V244H213V245H211L210 247H207V248H204V249H201V247L200 246H197V245H195L194 247H198V248H200V252H198V249H196V253L194 254V257H196V258H202V259H204V258H207V257H209V256H211L212 254H213V252L215 253V252H217L216 253V255H220V253L221 254H225L226 253V250H223V249H225L226 248V243H228V244H230V246H231V248L232 247H234V245H235V247L234 248H237V249H239V247H240V253H243V254H241V255H253V254H255V249H253L254 248V246L252 247L251 246V244H253L254 243V241H255V244L257 245H259V250H260V252H262L263 253V255H264V247H263V245H264V225H262V226H260L259 227V229H258V232H255V228H256V224H258L259 223V221L258 222H256V223H254L255 224V226L253 227V228H250V229H248V225L250 224ZM97 224H99V225H97ZM115 224L116 225H118L117 226V228H119L120 230H118V233H115L116 235H114L115 237H116V239H114V242H116L117 240H119V239H122V238H124L125 239V237L128 235L127 233H128V229L131 227V220L129 219V220H126V219H122L120 222H118L117 221V223L115 222ZM114 224V225H115ZM115 225V226H116ZM212 225V226H211ZM259 226V225H258ZM258 226H257V228H258ZM92 227H94V228H92ZM184 227V226H183ZM202 227V228H201ZM213 227V228H212ZM145 228V227H144ZM164 228V227H163ZM205 228V229H204ZM261 228V229H260ZM96 229V230H95ZM121 229H123V230H121ZM206 229H207V231H206ZM263 229V230H262ZM158 230H159V226H158ZM200 230V231H199ZM260 230V231H259ZM121 231V232H120ZM178 231H179V233H178ZM230 231V232H229ZM120 232V233H119ZM143 233H147L148 232V229H144L143 231H142ZM228 232L230 233L229 235H228ZM122 233V234H121ZM141 233V232H140ZM208 233V234H207ZM221 233H222V231H219V232H217V235H221ZM127 234V235H126ZM139 234V233H138ZM250 234H252V235H250ZM257 234H259L258 235V242H261V243H256L257 242V239L256 240H254L255 238L254 237H256V235ZM126 235V236H125ZM134 236H136L135 234H133ZM147 235H149V233L147 234ZM158 235V234H157ZM161 235H164V236H166V237H164L163 236V238L164 239H162L161 238ZM174 235V236H173ZM197 235V236H198ZM216 235V236H217ZM97 236V235H96ZM99 236V235H98ZM121 236V237H120ZM125 236V237H124ZM176 236V237H175ZM197 236H196V238H197ZM87 238L89 237V235L88 236H86ZM118 237V238H117ZM221 237V236H220ZM223 237V236H222ZM227 237V238H226ZM83 238L85 239V237L83 236ZM199 238V237H198ZM197 238V239H198ZM159 239H161V240H159ZM170 239V240H169ZM229 239V240H228ZM242 239H243V237H242ZM116 240V241H115ZM233 240V241H232ZM224 241H226V243L224 242ZM253 242V243H252ZM75 243V242H74ZM163 243V242H162ZM179 244V243H178ZM219 244V245H218ZM223 244V245H222ZM180 245V247H178L179 249H180V252H182V253H185L184 252V250L186 249V248H184L185 247V245L184 244H179ZM218 245V246H217ZM233 245V246H232ZM242 245V246H241ZM108 247V248H107ZM107 247H105V249L107 248V250H109L110 249V247L109 246H107ZM216 247H218V248H216ZM220 247H221V250H220ZM244 247V248H243ZM246 247V248H245ZM172 248V247H171ZM183 248V249H182ZM182 249V250H181ZM191 249V248H190ZM248 249V250H247ZM204 250V251H203ZM212 250V251H211ZM214 250V251H213ZM242 250H243V252H242ZM246 250V253L244 252ZM250 250V251H249ZM252 250L254 251V253H252ZM186 252H189L188 250H185ZM220 251V252H219ZM224 251V252H223ZM239 253V254H240ZM196 254L198 255V256H196ZM223 254V255H224ZM200 255V256H199ZM233 255H234V250H233ZM179 256V255H178ZM177 256V257H178ZM228 258H229V256H228ZM214 259H216V257L215 258H212V259H210L208 262H206L205 264H211L212 263V260H214ZM162 262H164V260H165V262H170V261H168L167 260V256L166 257H164L163 259H160ZM229 259H225V258H219L218 259V261L215 263V264H225V262L226 261H228ZM250 261V260H249ZM248 261V262H249ZM248 262H240V263H236V264H247ZM204 264V263H203Z\"/></svg>",
  "mask_w": 264,
  "mask_h": 264
},
{
  "label": "snow or ice",
  "instance_id": "obj_3",
  "mask_svg": "<svg viewBox=\"0 0 264 264\" xmlns=\"http://www.w3.org/2000/svg\"><path fill=\"white\" fill-rule=\"evenodd\" d=\"M37 6L44 10L46 0H37ZM9 87L0 85V264H84L81 252L68 235L72 229L88 230L81 228L83 218L47 216L28 211L18 203L31 190L38 160L34 153L41 149L25 145L18 132L3 127L7 119L17 117L31 103L26 98L7 95ZM17 216L22 218V225Z\"/></svg>",
  "mask_w": 264,
  "mask_h": 264
},
{
  "label": "water",
  "instance_id": "obj_4",
  "mask_svg": "<svg viewBox=\"0 0 264 264\" xmlns=\"http://www.w3.org/2000/svg\"><path fill=\"white\" fill-rule=\"evenodd\" d=\"M137 47H133V49H136ZM14 98H18V99H24V98H21V97H14ZM12 130V129H10ZM29 146H33V145H29ZM38 146V145H36ZM163 153H169L170 155H174L176 152L174 150H172L171 148L167 147L166 149H163ZM142 171H137V170H131V171H125L123 173L124 176H137V175H127L128 173H140ZM144 173V172H143ZM47 185H56V184H53V183H48ZM148 197H154V195L152 194H146V195H141V196H138V197H133V198H130L129 199V202L132 203L133 200H138L139 202L138 203H144V202H147V201H151L153 199H148ZM21 204V203H19ZM22 206H24L26 208V210L28 211H32V212H36V213H40V214H43V215H47V216H55V217H60L58 215H55V214H47V213H43V212H37V211H34L32 209H30L28 207V205H25V204H21ZM70 217H77V218H83V224L81 225V228H87L89 230V226L85 224V220H86V216L80 214V215H76V214H72L68 217H60V218H63V219H68ZM21 218V217H20ZM22 220V218H21ZM21 225H22V222H21ZM80 230V229H79ZM87 230V231H88ZM16 231H22V228L21 229H17ZM82 231V230H81ZM85 264V263H84Z\"/></svg>",
  "mask_w": 264,
  "mask_h": 264
}]
</instances>
